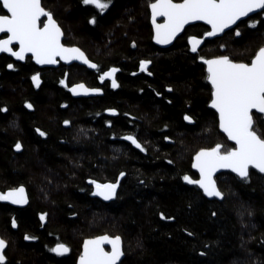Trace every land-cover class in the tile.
Instances as JSON below:
<instances>
[{"label":"trees","instance_id":"obj_1","mask_svg":"<svg viewBox=\"0 0 264 264\" xmlns=\"http://www.w3.org/2000/svg\"><path fill=\"white\" fill-rule=\"evenodd\" d=\"M41 2L63 30V43L79 47L98 67L44 69L39 86L32 75L0 74V191L23 185L28 195L23 209L0 201L5 264H76L82 242L106 234L122 238L120 264H264V174L250 169L243 181L220 173L215 178L224 192L220 201L206 199L183 180L185 174L198 179L191 163L201 147L234 146L209 108L211 88L198 55L250 62L264 46V15L204 41L197 54L187 37L203 36L208 29L202 24L185 29L169 49L152 44L150 0H110L105 12L83 0ZM249 19L258 23L251 27ZM141 60L151 61L146 71ZM112 67L118 69L115 89L99 79ZM73 82L102 91L72 98L67 89ZM110 108L116 116L105 115ZM185 114L193 117L191 124ZM253 117L264 129V115ZM127 135L147 150L127 144ZM117 178L110 202L94 195L91 180L104 184ZM161 212L175 219H162ZM58 243L69 247L67 255L50 250Z\"/></svg>","mask_w":264,"mask_h":264},{"label":"snow or ice","instance_id":"obj_2","mask_svg":"<svg viewBox=\"0 0 264 264\" xmlns=\"http://www.w3.org/2000/svg\"><path fill=\"white\" fill-rule=\"evenodd\" d=\"M83 3L95 5L100 11H104L110 0H83ZM0 6L7 14H0V32L6 33V37L0 39V52L10 53L20 60L25 58V53H31L32 59L38 64H55L57 57L61 60H82L92 68L98 65L87 58L85 53L76 46H66L61 42L63 32L60 25L54 19L52 11L42 6L41 0H0ZM148 7L151 10L153 25V39L159 44H169L181 33L185 25L194 21H203L210 30H205L203 36L189 35L187 43L192 53L198 54L199 46L204 37H213L224 32L226 28L235 25L241 17H248L250 13L259 10L264 14V0H150ZM42 17L46 19L42 20ZM157 17H162L163 22L157 23ZM96 23L95 17L90 21ZM258 21L249 19V26L254 27ZM236 36L241 35L237 28ZM13 42L18 43V49L13 48ZM221 48L225 45L221 44ZM198 58L207 66L205 79L211 85L210 105L216 110L219 117V129L226 134L229 141L234 142L233 147L225 148L221 143L212 147H201L195 152L192 167L198 169L199 179H192L185 174L183 180L189 184L198 185L207 197H224L214 178L218 169H230L241 180L247 181L250 177V169L264 174V129L257 126L252 110H258L264 114V46H260L255 54L250 57V62L237 61L229 55H215L206 59L203 55ZM149 60L140 61V69L147 70ZM9 69L14 65L9 63ZM117 68L112 67L103 72L99 79L104 81L106 77L112 78V87H118L115 79ZM32 81L39 86L40 74L32 76ZM65 84L64 80L60 81ZM67 87V85H65ZM74 94L99 93L100 88H89L79 83L70 89ZM160 95V93H157ZM32 108L31 103L27 104ZM6 111V109H4ZM115 112V109H107ZM184 120L192 121L193 117L185 114ZM70 121L65 120L64 124ZM41 136L47 133L36 129ZM136 148L141 151L147 149L133 135L125 136ZM165 140L170 137L165 136ZM22 144L17 141L15 148L21 149ZM171 163V161H170ZM120 176H124L121 172ZM119 178L115 183L101 184L96 180L90 183L95 186V195L108 200L116 195ZM0 201H10L12 204L22 205L28 203V197L23 185L0 191ZM215 215V213H212ZM162 219L174 220L175 217L161 212ZM40 220H45V214H40ZM12 226L17 222L12 220ZM189 236L195 233L185 229ZM25 239H36L34 236L25 235ZM111 246L106 251L104 244ZM7 241L0 238V264H5L4 250ZM57 255H63L70 251L66 244L58 243L50 249ZM125 253L122 249V238L119 235H102L85 239L82 251L78 258V264H117Z\"/></svg>","mask_w":264,"mask_h":264},{"label":"water","instance_id":"obj_3","mask_svg":"<svg viewBox=\"0 0 264 264\" xmlns=\"http://www.w3.org/2000/svg\"><path fill=\"white\" fill-rule=\"evenodd\" d=\"M149 9V15H150V18H149V23H150V26H151V32H152V34H151V37H152V44L155 46V47H159V48H161V49H169L170 48V46H172L173 44H174V42L178 39V38H180V36L184 33V31H185V29H187L188 27H190V26H192V25H204L205 27H207V29L208 30H210V27L206 24V23H204L203 21H194V22H191L190 24H188V25H185V28H184V30L181 32V33H179L178 35H177V38H175L171 43H169V44H159V43H157L154 39H153V35H154V31H153V25H152V19H151V10H150V8H148ZM4 10V9H3ZM6 11V10H5ZM256 14H259V10H257L256 12H254V13H250L249 14V16L248 17H241L240 18V20H238L237 21V23L235 24V25H232V26H230L229 28H226L225 30H224V32H222V33H218L216 36H213V37H204V39H203V41H202V44L204 43V41H211V40H213L214 38H220V37H222L223 35H224V33L225 32H228V31H232V30H234V28L238 25V24H240V23H242V22H244L246 19H248V18H250V17H253V16H256ZM41 19H46V17H42ZM163 22V18L162 17H157V23H162ZM62 32H63V30H62ZM2 35H4V33L3 32H0V37L2 36ZM6 37V36H5ZM63 37H64V33H63V35H62V37H61V42L63 43ZM64 44V43H63ZM200 45L199 46V49L198 50H200L201 48H202V46L203 45ZM16 45H18V43H16V42H13V46H16ZM189 46V45H188ZM18 47H19V45H18ZM77 47V46H76ZM190 47V46H189ZM84 52V51H83ZM0 53H3V54H7V55H9V56H11L14 60H19V61H23V60H20V59H18L17 57H14V56H12L10 53H4V52H0ZM85 53V52H84ZM86 55V54H85ZM27 56H31V53H25V57H27ZM31 58H32V56H31ZM57 59H58V61H57V63H55V64H43V65H41V64H38V63H36V61L34 60V59H32V62L34 63V64H36L37 66H40V67H57L60 63H62L63 65H66V66H71L72 64H77L78 66H80V67H85L87 70H89V71H93L94 70V68H92V67H90L89 65H87V64H85V63H83V61L82 60H69V61H65V60H61L59 57H57ZM94 63V62H93ZM205 67H206V72H207V66L205 65ZM108 69H106L105 71H107ZM104 71V72H105ZM115 78H116V73H115ZM105 80H107L108 82H110V84L112 85V78H110V77H106L105 78ZM104 80V81H105ZM75 84H79V83H74V84H72L68 89H67V92H68V94L72 97V98H89V97H95L96 95H99L101 92H99V93H84V92H77V93H73L72 91H70V89L72 88V86L73 85H75ZM83 84H85V83H83ZM208 84H209V86H210V88H211V85H210V83L208 82ZM86 85V84H85ZM86 87H88L87 85H86ZM112 87V86H111ZM90 88V87H89ZM94 88H96V87H94ZM113 88V87H112ZM115 89V88H114ZM209 108L212 110V111H214L216 114H217V121H218V130H219V132H221V134L226 138V140H227V142H229V143H232L233 145H234V142H232V141H229L228 139H227V136H226V134H224L223 132H222V130H220L219 129V117H218V113L216 112V110L214 109V108H212L211 107V105L209 104ZM253 113H255V114H257V115H260L261 113H259L258 112V110H255V109H253L252 110V114ZM105 115H109V116H116V111L113 113V112H109V111H107L106 110V112H105ZM261 115H264V114H261ZM186 121V120H185ZM187 123H189V124H191V122L190 121H186ZM123 140L127 143V144H129V145H131L134 149H136V150H140L139 148H136L135 147V145H133L132 143H131V141H129V140H126L125 139V137L123 138ZM16 151H19V150H17V149H15ZM191 166H192V163H191ZM192 170L196 173V175H197V177H198V179L200 178L199 177V171H198V169H195V168H193L192 167ZM222 172H231L232 174H234V175H236L235 173H233L230 169H218L217 170V172L216 173H214V178H216L220 173H222ZM237 176V175H236ZM111 183V182H110ZM189 184V183H188ZM190 185H192V186H195V187H198L199 188V186L198 185H194V184H190ZM24 188H25V186H24ZM201 191H202V193H203V190L202 189H200ZM5 191H7V190H5ZM25 192H26V188H25ZM95 192V186H93V193ZM26 195H27V193H26ZM95 195V194H94ZM203 195H204V197L206 198V199H216V200H221V198H219V197H207L204 193H203ZM98 199H100L101 201H103V202H105V203H108V202H110V200L111 199H113L115 196H113L112 198H110V199H108V200H105L102 196H99V195H95ZM27 197H28V195H27ZM4 203H6L8 206H10V207H14V208H17V209H23V208H25V206L27 205V203L26 204H22V205H17V204H12L10 201H3ZM102 236V235H101ZM1 238V237H0ZM93 238V237H92ZM84 242V241H83ZM83 242H82V244H81V251H82V246H83ZM104 247H105V250L106 251H110L111 250V246L109 245V244H107V243H105L104 244ZM122 249H123V246H122ZM81 253V252H80ZM56 254V253H55ZM65 254H67V253H65ZM65 254H63V255H65ZM57 255V254H56ZM79 258V257H78ZM78 258H77V262H76V264H78ZM123 259H124V257L122 256L121 257V261H118L117 262V264H120L122 261H123Z\"/></svg>","mask_w":264,"mask_h":264},{"label":"flooded vegetation","instance_id":"obj_4","mask_svg":"<svg viewBox=\"0 0 264 264\" xmlns=\"http://www.w3.org/2000/svg\"><path fill=\"white\" fill-rule=\"evenodd\" d=\"M1 10H3L2 6H1ZM2 14H7V13L5 10H3ZM42 20H44V19H42ZM5 36H6V33H4V35H2L0 37V39L5 38ZM13 48L18 49V45L13 46ZM0 58L3 59V61L0 62V74L5 75V76L7 74L9 77L28 76V75L33 76L36 73L44 74V69L57 68L62 64V63H60L57 67H50V68L49 67H40V66H37L36 64H34L32 62L31 56L25 57V59L23 61H19V60L16 61L11 56H9L7 54H3V53H0ZM57 61H58V59H57ZM9 63L13 64L14 67L9 69L7 67V65ZM29 69H31V71ZM40 80H41V77H40ZM67 254H65V255H67ZM65 255H60V256H65Z\"/></svg>","mask_w":264,"mask_h":264},{"label":"rangeland","instance_id":"obj_5","mask_svg":"<svg viewBox=\"0 0 264 264\" xmlns=\"http://www.w3.org/2000/svg\"><path fill=\"white\" fill-rule=\"evenodd\" d=\"M95 6V5H94ZM106 10L104 9V11L103 12H105ZM264 15V14H263ZM151 34H152V32H151ZM67 46V45H66ZM71 46H74V45H71ZM74 83H81V82H73L72 84H74ZM70 87V86H69ZM68 87V88H69ZM97 88V87H96ZM102 184V183H101Z\"/></svg>","mask_w":264,"mask_h":264},{"label":"bare ground","instance_id":"obj_6","mask_svg":"<svg viewBox=\"0 0 264 264\" xmlns=\"http://www.w3.org/2000/svg\"><path fill=\"white\" fill-rule=\"evenodd\" d=\"M150 18V17H149ZM66 66V65H65ZM56 255V254H55Z\"/></svg>","mask_w":264,"mask_h":264}]
</instances>
